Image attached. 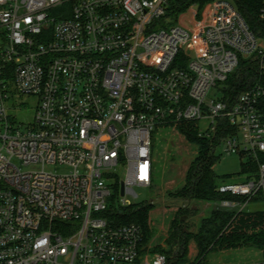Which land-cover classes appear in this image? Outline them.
<instances>
[{
	"label": "built area",
	"instance_id": "obj_1",
	"mask_svg": "<svg viewBox=\"0 0 264 264\" xmlns=\"http://www.w3.org/2000/svg\"><path fill=\"white\" fill-rule=\"evenodd\" d=\"M170 2L0 0V264H168L140 226L106 216L150 189L157 126L196 122L226 154H264V36L231 0L200 19L191 5L166 26ZM241 59L259 79L229 103ZM20 96L35 102L27 126L8 114ZM217 190L250 200L264 191V163L256 179Z\"/></svg>",
	"mask_w": 264,
	"mask_h": 264
},
{
	"label": "trees",
	"instance_id": "obj_2",
	"mask_svg": "<svg viewBox=\"0 0 264 264\" xmlns=\"http://www.w3.org/2000/svg\"><path fill=\"white\" fill-rule=\"evenodd\" d=\"M212 1L214 0H171L169 17L174 20L177 15L184 13L191 5L201 9ZM231 1L250 29L256 35L264 36V24L258 16L259 9L263 5L262 0ZM258 79V68L255 61L241 59L237 70L225 82L223 88L225 100L231 103L239 93L247 90ZM260 108L264 115V100L260 102ZM225 128H228V133H232L234 129H229L228 126ZM176 129L187 142L197 148V154L185 172L182 186L167 192V197L182 205L169 221L165 247L156 245L152 251L163 254L168 264H209L207 256L210 253L252 248L262 253V261L252 264H264V191L259 190L250 200L219 193L217 189L223 180L219 181L213 171V167L219 159V156L214 152L218 145V138L199 136L196 122H182ZM221 135L220 133L219 137ZM240 158L245 161L240 163L238 175H245L243 181L256 179L258 166L260 163H264V154H259L257 160L244 155H240ZM230 177L226 176L225 179H230ZM223 201L233 203L234 206H222L221 202ZM200 202L211 203L212 207L208 216L202 218L195 230L191 231L187 223L197 214L192 207L197 206ZM249 202L261 203L262 208L252 211L244 209ZM155 205L149 201L128 207L111 203L106 216L109 221L115 224H137L142 229L144 243L148 244L153 237V231L148 225L149 214ZM242 205L244 206L240 209ZM183 217H186V221L182 220ZM185 227L187 231L184 230ZM190 243L194 244L196 248L193 260L188 258Z\"/></svg>",
	"mask_w": 264,
	"mask_h": 264
},
{
	"label": "rangeland",
	"instance_id": "obj_3",
	"mask_svg": "<svg viewBox=\"0 0 264 264\" xmlns=\"http://www.w3.org/2000/svg\"><path fill=\"white\" fill-rule=\"evenodd\" d=\"M202 12L203 8L198 9L196 19L201 18ZM167 15L169 16V8ZM180 16L181 14L177 15L174 20L170 19L166 26L175 25ZM166 26L161 29H168ZM161 29L156 25L153 31L157 32ZM218 89L219 88H211L207 94L208 99L217 100L220 98L221 92H219L220 89ZM14 99L16 104H20L18 105L19 109H8V114L15 119L16 123L23 124L24 126L33 123V116L35 113L34 100L25 96ZM209 126L210 121L207 119H202L198 123L200 131L203 132L206 131ZM150 138L154 176L153 183L150 189L136 187L134 189L137 194L136 198H132L131 196H126L125 198L132 205L144 201L156 204L155 208L149 214L148 225L153 231V237L151 238L153 248L156 245L164 248L169 221L174 217L175 211L182 205L167 197V192L182 186L185 172L190 162L196 156L197 148L187 142L185 138L178 133L177 129L174 130L167 126H157L154 131L151 132ZM224 150V143L217 145L214 149L215 154L219 156L218 161L213 167L214 173L217 175L219 181L223 180L221 184L243 183L245 175L238 174L240 173V163L245 161V159L240 158L238 154H226ZM226 176L231 177L230 179H225ZM211 207L212 204L207 202H200L197 206L192 207L193 210H196L197 214L188 220L187 225L189 230H195L198 222L202 218L208 216ZM242 208L240 207V209ZM260 208H262V204L257 202H249L244 207V209L250 211ZM183 221H186V217ZM184 230L187 231L186 227ZM189 248L188 258L189 260H193L196 255V248L192 243H190ZM254 250L256 249L246 248L232 250L229 251V253H210L207 259L209 264H251L259 261L258 259L262 257V255H260V257L257 254L254 255Z\"/></svg>",
	"mask_w": 264,
	"mask_h": 264
},
{
	"label": "crops",
	"instance_id": "obj_4",
	"mask_svg": "<svg viewBox=\"0 0 264 264\" xmlns=\"http://www.w3.org/2000/svg\"><path fill=\"white\" fill-rule=\"evenodd\" d=\"M191 247V246H190ZM190 249V248H189ZM243 249H245V248H243ZM238 250H241V249H238ZM255 252H254V255L255 254H257V255H259V257H260V255H262L261 254V251H259V250H254ZM229 253V252H228ZM259 261H256V262H254V263H259V262H261L262 261V257H261V259H258ZM226 264V263H225ZM252 264V263H251Z\"/></svg>",
	"mask_w": 264,
	"mask_h": 264
},
{
	"label": "water",
	"instance_id": "obj_5",
	"mask_svg": "<svg viewBox=\"0 0 264 264\" xmlns=\"http://www.w3.org/2000/svg\"><path fill=\"white\" fill-rule=\"evenodd\" d=\"M196 8V7H195ZM121 195L124 194V189H123V186L121 185V192H120ZM185 217L182 218V220H184Z\"/></svg>",
	"mask_w": 264,
	"mask_h": 264
}]
</instances>
